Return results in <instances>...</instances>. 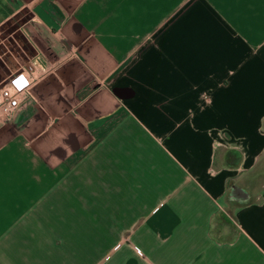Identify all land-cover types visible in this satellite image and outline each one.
<instances>
[{"label":"crops","instance_id":"0c3cea01","mask_svg":"<svg viewBox=\"0 0 264 264\" xmlns=\"http://www.w3.org/2000/svg\"><path fill=\"white\" fill-rule=\"evenodd\" d=\"M21 10L0 264H264L235 181L264 156V0H0V25Z\"/></svg>","mask_w":264,"mask_h":264},{"label":"rangeland","instance_id":"374dc122","mask_svg":"<svg viewBox=\"0 0 264 264\" xmlns=\"http://www.w3.org/2000/svg\"><path fill=\"white\" fill-rule=\"evenodd\" d=\"M25 17V10H21L0 25V77H12L33 65V47L19 29ZM235 181L243 192L238 196V201L258 199L264 191V156L254 166L240 173Z\"/></svg>","mask_w":264,"mask_h":264},{"label":"built area","instance_id":"2783aa9c","mask_svg":"<svg viewBox=\"0 0 264 264\" xmlns=\"http://www.w3.org/2000/svg\"><path fill=\"white\" fill-rule=\"evenodd\" d=\"M34 62H37V59ZM21 88L16 78L9 79L0 88V111L4 116L10 115L18 107Z\"/></svg>","mask_w":264,"mask_h":264}]
</instances>
